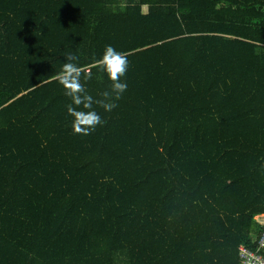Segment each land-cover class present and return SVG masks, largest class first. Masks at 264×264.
<instances>
[{
  "label": "trees",
  "instance_id": "16d2710c",
  "mask_svg": "<svg viewBox=\"0 0 264 264\" xmlns=\"http://www.w3.org/2000/svg\"><path fill=\"white\" fill-rule=\"evenodd\" d=\"M107 45L76 132L63 65L102 99ZM259 216L264 0H0V264H240Z\"/></svg>",
  "mask_w": 264,
  "mask_h": 264
},
{
  "label": "clouds",
  "instance_id": "9594fccd",
  "mask_svg": "<svg viewBox=\"0 0 264 264\" xmlns=\"http://www.w3.org/2000/svg\"><path fill=\"white\" fill-rule=\"evenodd\" d=\"M74 56H67L63 65L60 83L65 89V95L71 98L68 114L73 117V128L76 132L89 134L97 126L102 125L103 118L95 106L111 112L117 105L116 100L122 98L128 89L124 79L129 67L126 55L117 51L112 45H107L99 61L102 70L112 82L111 91L102 93V99L90 95L81 81V68L72 61ZM91 77H89L90 79Z\"/></svg>",
  "mask_w": 264,
  "mask_h": 264
},
{
  "label": "built area",
  "instance_id": "2783aa9c",
  "mask_svg": "<svg viewBox=\"0 0 264 264\" xmlns=\"http://www.w3.org/2000/svg\"><path fill=\"white\" fill-rule=\"evenodd\" d=\"M259 223L264 226L263 221H259ZM239 253L240 264H264V232L258 241V247L256 250L242 246Z\"/></svg>",
  "mask_w": 264,
  "mask_h": 264
},
{
  "label": "rangeland",
  "instance_id": "374dc122",
  "mask_svg": "<svg viewBox=\"0 0 264 264\" xmlns=\"http://www.w3.org/2000/svg\"><path fill=\"white\" fill-rule=\"evenodd\" d=\"M257 220H258V221H263V222H264V217H260V216H259V217H257Z\"/></svg>",
  "mask_w": 264,
  "mask_h": 264
}]
</instances>
